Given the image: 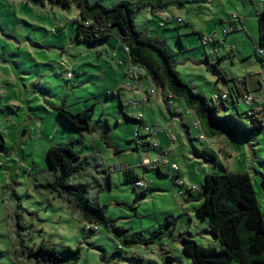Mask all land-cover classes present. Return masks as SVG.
<instances>
[{
	"label": "rangeland",
	"instance_id": "obj_1",
	"mask_svg": "<svg viewBox=\"0 0 264 264\" xmlns=\"http://www.w3.org/2000/svg\"><path fill=\"white\" fill-rule=\"evenodd\" d=\"M88 1L111 8L118 0ZM178 1L166 0L169 4L162 12L180 18L181 23L173 21L160 28L162 15L143 9L135 18L137 30H147L151 38L164 43L174 71L209 104L220 93L217 87L224 86L221 79L215 83L218 75L212 65L217 60L228 77L226 86L233 88L234 79L243 88L240 78H259L252 104L263 103V68L254 53L260 0ZM242 13L246 31L234 20L240 31L225 36L228 20L232 21V15L242 20ZM77 17L75 7L0 0V134L4 144L0 149V264H23L13 258L15 244L21 240L25 246L38 247L44 242L79 248L77 264H160L167 249L185 263L188 258L181 252V234L203 246L219 248L207 232V222L196 217L199 202L191 196L199 193L205 175L245 172L264 210V128L246 139L206 137L184 101L173 97L166 102V90L155 88L148 77L141 79V90H120L127 62L116 30H110L108 43L118 52L122 65L116 64L114 52L104 55L106 51L98 46L76 42ZM206 23L219 30L218 44L203 46L194 32L207 34ZM231 40L238 52L235 55L229 52ZM62 103L72 113L95 105L90 122L94 129L76 130L63 123L54 109ZM226 104L234 111L229 101ZM252 104L240 101L238 108L253 113ZM258 117L264 123V110ZM139 121L154 132L153 138ZM195 124L199 126L194 128ZM101 128L107 130L106 142ZM73 140L80 141L75 149L94 167L87 177L94 182L89 202L106 205L109 220L129 235L145 238L171 216L174 222L162 237L118 251L119 243L106 228L97 226L95 230L71 214L65 198L48 187L55 173L45 153L52 145ZM145 159L156 165L144 163ZM124 168L133 169L147 187H134V180L125 179ZM97 186L105 188L99 192ZM192 187L198 190L187 192Z\"/></svg>",
	"mask_w": 264,
	"mask_h": 264
},
{
	"label": "trees",
	"instance_id": "obj_2",
	"mask_svg": "<svg viewBox=\"0 0 264 264\" xmlns=\"http://www.w3.org/2000/svg\"><path fill=\"white\" fill-rule=\"evenodd\" d=\"M25 2L41 7L46 4L52 7H75L78 13L74 21L77 24L75 39L77 43L88 47L108 39L110 30H116L118 43L123 50L127 48V53L124 52L126 62L141 68L155 88L165 89L166 102L173 97L181 98L194 112L200 129L206 137L226 135L246 139L263 130L264 123L258 117L259 112L239 110L236 100L243 95L227 94L228 99H222V94H215L217 98L212 97V104H209L203 95L194 92L174 71L171 54L164 43L157 38H151L147 30H137L136 15L147 8L152 10V15H156L167 9L169 3L166 0L136 2L118 0L111 8L97 1L90 4L88 0H25ZM257 17L261 42L259 49H255V56L262 64L263 57L259 55V50H264L262 47L264 46V14L259 13ZM217 65L218 60L212 67L220 78L222 73ZM228 100L232 101L234 111L227 108ZM120 107L121 109L123 107L121 103ZM94 108L95 105H91L85 110L72 113L62 103L54 109L66 125L76 130L90 131L94 129L90 124ZM139 124L144 126L141 121ZM101 130V138L106 142L107 130L103 128ZM79 142L73 140L65 144L52 145L46 150L45 157L49 168L55 173V180L53 184L48 185L49 189L65 198L69 211L81 222L93 225L95 230L98 226L111 232L119 243L118 251L134 244L146 245L152 243L154 238L162 237L168 226L174 222L171 216L166 217L164 223L158 225L150 236L145 238L140 234L129 235L109 220L105 215L106 205L100 206L89 202L88 197L94 182H90L87 177L91 176V169L94 167L88 157L81 156L75 149ZM3 147V138L0 134V149ZM123 174L126 180L135 182L139 179L131 168H124ZM109 177L110 173L106 172L105 178L108 181ZM104 188L97 186V191H103ZM198 191L197 195L191 196L192 200L199 202L195 211L196 217L207 222V232L218 241L219 248L213 245L203 246L181 234V252L188 258V262L182 263L177 257L169 254L170 250L167 249L163 251L164 256L160 264H264V210H261L258 204L249 175L245 172L205 175L203 186ZM187 192L191 193L190 190ZM13 258L23 264H77L80 249L56 247L44 242L38 247L25 246L21 240L15 244ZM100 259L104 261L105 256L101 254Z\"/></svg>",
	"mask_w": 264,
	"mask_h": 264
},
{
	"label": "crops",
	"instance_id": "obj_3",
	"mask_svg": "<svg viewBox=\"0 0 264 264\" xmlns=\"http://www.w3.org/2000/svg\"><path fill=\"white\" fill-rule=\"evenodd\" d=\"M251 1V0H250ZM178 2H180V0L178 1ZM181 3V2H180ZM180 3H177L178 4V6L181 8L182 7V5L180 4ZM253 3V2H252ZM56 7H58V6H56ZM258 7H259V9H260V13H263L264 14V10H263V8H264V6H261V5H259L258 4ZM156 15H162L161 17L163 18L164 16H166V15H169V14H166V13H164V12H160V13H157ZM245 13H242L241 14V17H242V20L241 21H239V22H241L240 23V25L242 26V30L243 31H246V21L244 20L245 19ZM222 24L225 22V20H221L220 21ZM227 24L229 25V26H232L233 27V31H240V30H238L237 29V24L235 23V21H231V20H228V22H227ZM60 28V27H59ZM204 28H207V34H203V31L201 32V30H197V29H194V32L198 35V37H199V35H201V36H204V35H210V34H215V35H217L218 36V33H219V30L217 29V28H214V29H212L211 27H210V25H208L207 23H206V25L204 26ZM204 28L202 27V30H204ZM246 33H248V32H246ZM258 36H259V38H258V42H257V44L255 45L256 47H255V49H257V47L259 48V44H260V42H261V33H260V28H259V20H258ZM109 39V38H108ZM108 39H106V40H103V41H101L100 43H97V44H95V45H92V46H89V47H96V46H98L97 48H102L103 50H105L106 52H104L105 54L104 55H110L111 56V54H112V52H114L115 53V58L117 59V65H122V60L121 59H119L118 58V52L115 50V48H113L112 46H110L109 45V43H108ZM119 44V43H118ZM233 44V42H232V40L230 41V47H229V52L230 53H232V54H236V53H238L237 52V50L234 48V46L232 45ZM180 45H181V43H180ZM215 46V45H214ZM182 47V46H181ZM214 48V47H213ZM95 49V48H94ZM255 49H254V53H255ZM111 52V53H110ZM123 53H124V51H123ZM244 54V53H243ZM242 54V55H243ZM123 57H124V59H125V62H126V57H125V54L123 55ZM123 59V58H122ZM110 60H113V59H110ZM219 69H220V67H218ZM127 68H125V70H126ZM125 70L123 71L124 73H123V80H124V75H125ZM220 71H221V73H222V76L220 77V78H218V76L216 77V79H215V83L217 84L218 82H220V79L222 80V82H224L223 83V87L222 88H218L217 87V85H216V87H217V90L220 92L219 94H234V95H245V94H248V95H250L251 97L253 96V94H252V92H255L256 90H259V87H260V85H259V78H255V77H253V78H251V76H248V77H245V78H240V82L242 83V85H243V88H240L236 83H235V80L234 79H232V81H234L233 83H234V87L232 88L231 86H229L228 84H227V86L225 85L226 84V82L228 81V77L226 76V74H225V72H223L222 71V69H220ZM124 82V81H123ZM123 84V83H122ZM226 87V88H225ZM215 95V94H214ZM213 95V96H214ZM212 96V97H213ZM253 98V102L252 103H255V99H254V97H252ZM231 104H232V101L231 100H228ZM226 106H227V104H226ZM231 107H232V105H231ZM253 107H255V112H259V113H261V111L262 110H264V102L263 103H261V104H257V105H254V104H252V108ZM227 108H228V106H227ZM263 108V109H262ZM229 109V108H228ZM213 246H214V244H213Z\"/></svg>",
	"mask_w": 264,
	"mask_h": 264
},
{
	"label": "built area",
	"instance_id": "obj_4",
	"mask_svg": "<svg viewBox=\"0 0 264 264\" xmlns=\"http://www.w3.org/2000/svg\"><path fill=\"white\" fill-rule=\"evenodd\" d=\"M260 5L264 6V1H260ZM147 11V13L151 14L152 10L150 8L145 9ZM234 20H238L241 21V19H239L236 15H232V21ZM176 22L177 24L181 23L182 20L180 18H176L173 19L170 15H166L163 18H161L160 20V28H164L167 24H170L172 22ZM233 31V27L229 26L228 30L224 31V35H228V33ZM201 43L203 46L209 45V44H218V42H215L216 39V35L212 34L210 36H201ZM125 53H127V48H124L123 50ZM259 55H261L263 57L264 55V51L262 49L259 50ZM262 68H263V75H264V59L262 61ZM125 82L122 85V89L123 90H135L138 91L139 89L141 90L142 86H141V79L143 77H145V72L136 66H132L129 63H127V69L125 70ZM72 77V75L70 73L67 74V78L70 79ZM153 91L150 92V94H152ZM228 95L227 94H222L221 98L222 99H228ZM217 96L214 95L213 99H216ZM240 101L244 102L247 105H251L253 102V98L250 95H243L242 97H238L236 100V104L237 106L240 104ZM144 129L145 131L151 135V137L153 138L154 132H151L150 129L144 125ZM198 124L194 125V128H197ZM144 163L146 164H155L156 163H151L148 159L144 160ZM134 187L136 188H144L147 187L142 180L138 179L134 182ZM190 191L192 190H198L197 187H192L191 189H189Z\"/></svg>",
	"mask_w": 264,
	"mask_h": 264
}]
</instances>
